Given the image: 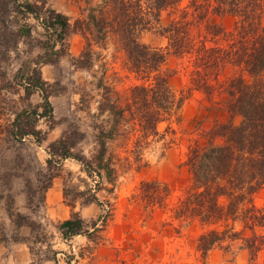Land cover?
I'll list each match as a JSON object with an SVG mask.
<instances>
[{
	"label": "rangeland",
	"instance_id": "1",
	"mask_svg": "<svg viewBox=\"0 0 264 264\" xmlns=\"http://www.w3.org/2000/svg\"><path fill=\"white\" fill-rule=\"evenodd\" d=\"M46 2L67 15L71 24L89 12L87 5L77 0ZM185 3L186 0L182 4ZM213 6L210 3L204 24L221 29V35L213 40L223 45L236 19L228 13H215ZM170 19L168 11L162 12L139 32V41L166 51L164 28ZM29 22L36 25V32H42L35 20ZM201 30L206 32L204 27ZM36 32L34 37L41 39ZM84 43L82 33L72 31L64 41L63 51L53 57L55 61L40 65L42 78L49 83L54 113L52 128L47 121H39L38 127L47 132L45 140L38 144L32 137L21 142L0 138V264H264V244L254 257L240 247V241L228 247L215 245L205 254L199 248L201 233L223 227L238 231L239 219L200 224L198 220L189 222L173 216L189 182L190 173L183 165L189 147L197 141L201 146L222 143L218 127L228 118L217 89L209 97L203 88L192 83L193 57L188 54L176 57L169 53L162 67L171 88L183 97L176 113L159 122L155 132L145 134L137 122L127 117L113 137L105 139V157L114 167L112 184L103 173L87 174L78 161L64 159L53 163L55 176L50 187L44 189L47 145L74 124L84 133L74 151L80 150L89 158L95 152L98 129L109 125L107 113L98 110L99 102L108 92L112 101L123 106L129 89L143 82L124 66L123 52L108 40L105 45H93L89 68L79 67L76 59ZM26 46L19 43V49ZM39 52L34 47L32 55ZM18 61L12 54L9 75L18 67ZM234 75L227 68L217 79L210 75L208 82L215 87L217 81L225 85ZM19 95L22 91L10 97L18 99ZM30 101L39 102V95L34 93ZM239 120L236 116L234 123ZM151 180L159 183L162 203L150 204L142 196L141 183ZM92 196L97 200L86 203ZM252 200L257 206L262 205L264 186L253 194ZM17 213L23 218L15 217ZM74 213L87 223L88 236L61 234L59 224ZM92 222L96 224L94 229ZM258 232L264 234V229Z\"/></svg>",
	"mask_w": 264,
	"mask_h": 264
},
{
	"label": "trees",
	"instance_id": "2",
	"mask_svg": "<svg viewBox=\"0 0 264 264\" xmlns=\"http://www.w3.org/2000/svg\"><path fill=\"white\" fill-rule=\"evenodd\" d=\"M87 5L85 18H76L71 24L67 15L47 5L46 0H0V138L21 142L32 137L41 144L46 133L39 126L47 121L52 128L53 107L49 100V83L42 78L40 65L55 61L64 48V41L72 31L82 33L84 47L76 61L79 67L89 68L94 56L93 45L112 41L123 52L124 66L142 83L129 89L123 106L107 94L99 102V112H106L109 125L98 129L95 152L89 158L75 152L84 133L69 124L60 138L47 145L45 159L46 183L50 187L55 176L53 163L74 159L82 164L87 174H104L107 182H114V167L107 151L106 138H112L122 120L127 117L137 122L142 134L156 130V125L171 117L181 107L182 96L168 83L163 72L167 55L192 56L191 80L204 89L209 97L214 91L225 104L228 118L218 127L223 137L220 144L190 146L183 162L190 173L188 186L179 197L173 211L174 218L200 224H212L222 219H239L241 229L212 228L199 235V248L205 254L211 247H228L240 241L241 248L256 256L263 244L264 201L257 206L252 196L264 186V0H77ZM210 3L215 13L235 17L233 30L223 45L215 39L221 29L204 24ZM213 10V12H214ZM171 19L164 28L165 50L152 48L138 39L139 32L162 12ZM33 19L42 29L36 32ZM204 27L206 32H202ZM37 33L41 39L35 38ZM208 35L210 39L207 38ZM36 42V45H34ZM19 43L27 45L19 49ZM209 43V44H208ZM34 47L39 53L32 55ZM19 60L12 75L8 73L11 55ZM25 54L24 57H21ZM235 75L225 85L217 87L208 82L210 75L217 79L225 69ZM109 90L108 87L105 88ZM12 99L11 94H19ZM37 93L40 101L33 104L31 96ZM238 123H234L235 117ZM142 196L147 202H163L157 181L141 183ZM167 191V187L165 188ZM168 194V193H165ZM96 201L90 197L85 202ZM9 215H14L9 212ZM17 218H23L19 213ZM16 225L21 223L14 222ZM87 223L76 213L58 226L65 237L87 235ZM96 228L95 222L91 223ZM55 254V251H52Z\"/></svg>",
	"mask_w": 264,
	"mask_h": 264
},
{
	"label": "crops",
	"instance_id": "3",
	"mask_svg": "<svg viewBox=\"0 0 264 264\" xmlns=\"http://www.w3.org/2000/svg\"><path fill=\"white\" fill-rule=\"evenodd\" d=\"M68 264V263H67ZM70 264V263H69ZM95 264H99V263H95Z\"/></svg>",
	"mask_w": 264,
	"mask_h": 264
}]
</instances>
